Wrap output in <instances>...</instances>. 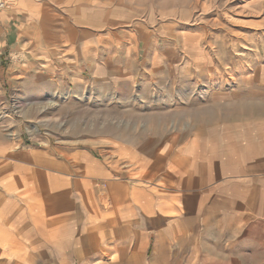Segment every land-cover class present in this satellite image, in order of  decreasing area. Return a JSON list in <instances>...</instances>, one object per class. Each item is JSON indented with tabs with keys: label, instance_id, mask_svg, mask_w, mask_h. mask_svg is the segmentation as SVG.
<instances>
[{
	"label": "crops",
	"instance_id": "0c3cea01",
	"mask_svg": "<svg viewBox=\"0 0 264 264\" xmlns=\"http://www.w3.org/2000/svg\"><path fill=\"white\" fill-rule=\"evenodd\" d=\"M16 1L0 10V264H242L243 240L264 249V145L258 151L257 136L253 143L243 134L264 127V102H243L239 83L231 84L238 91L229 100L210 99L209 90L203 103L188 98L181 109L186 117L202 111V118L181 128L171 122L164 139L150 144L84 146L67 141L66 130L47 132L49 121L18 131L26 107L42 116L48 106L62 107L60 115L84 102L114 106L115 90L145 82L128 68L136 52L113 48L117 0ZM154 73L146 75L156 90L162 84ZM73 88L106 97L71 103L51 96ZM170 106L179 117L178 99ZM92 119L98 126V115ZM210 230L236 252L200 257L211 248L204 239Z\"/></svg>",
	"mask_w": 264,
	"mask_h": 264
},
{
	"label": "rangeland",
	"instance_id": "374dc122",
	"mask_svg": "<svg viewBox=\"0 0 264 264\" xmlns=\"http://www.w3.org/2000/svg\"><path fill=\"white\" fill-rule=\"evenodd\" d=\"M0 1L9 4L4 10L13 9L17 4L16 0ZM185 1L183 6L177 3L178 0H159L157 7L161 6V9H156L153 0L143 1L140 6L130 4L129 0H117L115 5L121 9L116 12L114 20L117 36L113 48L136 52V58L126 59L127 62L135 61L134 64L128 65V68L145 83L140 81L137 84H128L126 90H115L110 95L115 97L114 106L96 107L84 102L81 106L63 107L65 112L61 115L59 109L62 107L48 106L49 110L42 116L37 108L26 107L16 118L18 131L25 126L28 129L31 126L34 128L37 122L44 125L45 121H49L52 128L44 127L47 132L55 135L66 130L67 141L84 146L97 145L100 140L116 145L121 141H130L132 144L144 141L146 144L160 142L168 134L165 132L169 131L171 122L179 123L181 128V125L188 124V119L204 116L202 111L193 110V116L186 117L187 113L181 109L187 107L188 98H195L196 102L203 103V96L208 95L210 90L215 93L208 97L210 99H233L234 93L238 91L231 85L235 83L240 84L238 88L243 92V102L254 98L260 107L264 96H257L251 88L264 90V0ZM98 3L106 4L104 0ZM122 12L123 16L118 18V14ZM130 21L133 24L129 28H122L120 25L130 24ZM181 32L187 36L194 35L198 42L183 43L173 37ZM130 33L132 40L125 37ZM94 37V33H84V38L93 40ZM102 45V49L107 48L106 44ZM174 69H177V79L174 78ZM147 72H155L153 77L158 78L162 86L156 90L152 89V80L147 79ZM219 82L222 84L218 85ZM208 83L216 85L208 88ZM175 84L177 88H174ZM219 87L221 88L214 90ZM225 87L227 89H224ZM222 93L228 95L223 96ZM20 95L16 92L12 96L19 98ZM51 96L68 98L71 103H74V98L83 101L87 97H106L98 91H83L77 88L55 92ZM171 98H177L179 101L180 111L177 118L171 113ZM145 103L149 105L146 106ZM191 103L193 105L194 102ZM246 105L249 104H242L244 109ZM97 115L100 118L98 126L92 119ZM60 123L67 127L59 128ZM243 134L249 136V140L253 137V143L257 136L256 148L258 151L262 150L264 127H260L258 133L247 131ZM211 136L212 141L218 144V133H211ZM213 229L214 225L211 227V230ZM211 230L204 236L211 248L202 251L200 257H205L208 253L210 258L219 259L224 258L226 253L232 255L236 252L225 250L226 243L215 240L217 235L210 233ZM237 252L242 258V264H249L250 259H253L254 263L264 259V249L258 248L250 239L243 240V249L239 248ZM180 255L186 256L184 253Z\"/></svg>",
	"mask_w": 264,
	"mask_h": 264
},
{
	"label": "bare ground",
	"instance_id": "6f19581e",
	"mask_svg": "<svg viewBox=\"0 0 264 264\" xmlns=\"http://www.w3.org/2000/svg\"><path fill=\"white\" fill-rule=\"evenodd\" d=\"M143 1H146V0H140V2H139V4H138V6H140L141 5V2H143ZM150 1V0H149ZM153 1H156V0H153ZM162 1V0H161ZM164 1H166V0H164ZM181 2H183V3H181ZM156 3H158V4H160V2H159V0H158V2H156ZM177 3H180V5H182L183 4V6H184V4L186 3V1L185 0H178V2ZM177 3H176V5H177ZM157 5V4H156ZM182 6V7H183ZM187 6V5H186ZM162 8H164V7H162ZM243 13V12H242ZM183 31V30H182ZM147 37V36H146ZM174 38H176L177 40H179V41H182L183 43H185V42H187V41H193V42H198V38L197 37H195L194 35L192 36V35H190L189 36V34H188V36H187V34H182V32L179 34V35H174L173 36ZM209 88V87H208ZM179 98V97H178ZM164 102V101H163ZM19 103V102H18ZM166 103V102H165ZM41 107V106H40ZM45 125V124H44Z\"/></svg>",
	"mask_w": 264,
	"mask_h": 264
},
{
	"label": "built area",
	"instance_id": "2783aa9c",
	"mask_svg": "<svg viewBox=\"0 0 264 264\" xmlns=\"http://www.w3.org/2000/svg\"><path fill=\"white\" fill-rule=\"evenodd\" d=\"M9 6V4L8 3H5V2H3V1H0V9H5V8H7ZM1 52H0V57H1Z\"/></svg>",
	"mask_w": 264,
	"mask_h": 264
}]
</instances>
